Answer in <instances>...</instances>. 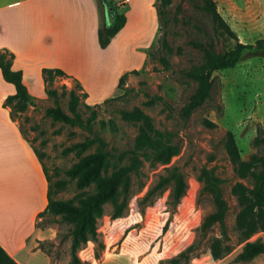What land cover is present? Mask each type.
<instances>
[{"label":"rangeland","instance_id":"rangeland-1","mask_svg":"<svg viewBox=\"0 0 264 264\" xmlns=\"http://www.w3.org/2000/svg\"><path fill=\"white\" fill-rule=\"evenodd\" d=\"M95 1L100 12L99 24L105 29L111 21V12H106L103 0ZM214 1L237 40L253 42L264 37V0ZM149 3L146 7L131 0L117 5L118 11L127 14V25L116 43L108 48L109 57L100 56L108 59L107 65L97 70L87 66L88 73L82 71L83 78H76L86 95L71 76L54 75L46 83L42 79L32 82L27 80L29 76L38 77L29 72L25 81L31 104L20 113H12V117L45 169L54 189L52 197L71 199L74 203L78 197L92 192L94 185L89 182L79 187L75 177L65 172L77 159L75 148L70 146L88 141L80 152L85 154L96 149L97 137L113 156L130 147L137 123L121 118L120 108L138 106L151 116L155 127L169 131L177 144V152L166 164L144 160L138 172L131 174L127 206L120 216L111 218L110 204H102L95 219L96 241L87 240L77 248L78 264H168L167 257L198 237L201 217L213 208L209 192L202 188L204 170L220 178L219 188L227 203L224 226L228 249L218 258L211 257L208 240L220 235L218 224H214L200 238L188 264H264V253L249 260H233L243 241L235 225L239 205L231 186L235 181L250 186L252 178L237 173L236 163L225 148L230 132L239 159L261 152L264 50L245 49L233 66L213 71L208 95L183 119L178 109L196 84L185 70L201 61L203 46L222 51L232 47L235 40L216 27L202 8L201 0H167L166 4L163 0H149ZM99 76L100 80L94 79ZM69 89L78 94L76 108L80 122L62 121L45 113L46 107L58 106L70 114ZM124 161L109 157L106 172ZM166 165L176 166L183 173L185 190L178 202L173 206L167 203L169 185L148 200L140 201ZM165 221L166 227L162 229ZM70 225L52 213L38 215L36 227L42 238L38 244L52 264L68 263ZM255 238L264 241V229L248 239Z\"/></svg>","mask_w":264,"mask_h":264},{"label":"trees","instance_id":"trees-1","mask_svg":"<svg viewBox=\"0 0 264 264\" xmlns=\"http://www.w3.org/2000/svg\"><path fill=\"white\" fill-rule=\"evenodd\" d=\"M202 8L208 12L216 27L223 30L232 37L234 45L222 51H216L210 46L202 47V59L198 63L190 65L185 74L195 80V87L187 99L179 107L178 113L185 119L189 113L200 105L208 95L211 87V73L215 70L233 66L240 58L245 49L264 50V37L257 38L253 42H241L237 40L236 34L230 28L225 19L218 12L214 0H201ZM166 4L167 0H163ZM106 12L110 10L111 21L103 29L97 27V42L104 47L109 39L122 27L125 22V14L117 10V4L111 0H103ZM161 9L158 10L160 13ZM166 19H164L165 21ZM13 53L0 48V75L3 80L13 86V92L4 97L2 105L10 107L9 114L22 112L28 104H31L30 93L22 80V72L19 68L11 67ZM264 76V61H263ZM40 75L43 83L54 75L71 76L60 67L40 68ZM125 72L118 77L117 84L122 81ZM72 79L79 84L76 78ZM81 93L86 91L80 85ZM53 93L52 90L45 89ZM78 94L69 89L68 108L70 114L63 112L58 106H48L45 113L55 119L66 122H80V114L76 104ZM121 118L137 123V132L130 147L118 152L116 156L108 152L105 142L100 138L96 149L85 154H80L87 145L86 141L75 142L70 148H75L77 159L72 162L65 172L70 177H75L76 185L82 187L92 182L94 190L84 196L77 198L74 203L71 199H56L52 197L54 189L49 182L45 169L42 170L47 181L46 204L38 212L41 215L45 212L59 216V219L69 222V259L67 264H78L79 258L76 254L77 248L87 240L96 241L95 219L102 211V204H110L109 216L116 218L120 216L127 206L130 194L131 174L137 173L144 160L166 164L172 155L177 152V144L172 141L169 131L154 126L150 115L142 111L138 106L130 109L120 108L118 110ZM262 148L259 154H251L247 159H239L238 148L230 132L225 139V148L232 162L236 163V171L240 176L250 175L252 183L250 186L235 181L231 191L236 197L239 209L235 214V225L243 243L240 249L233 256V260H249L257 254L264 253V241L259 238L248 239L253 233L264 229V134L261 137ZM109 157L125 161L114 169L106 172ZM220 178L209 170H204L202 175V188L209 192L213 208L205 213L197 227L198 237L186 244L175 254L166 258L168 264H188L191 255L196 252L199 240L208 229L214 224L219 226V236L210 237L208 240V251L212 258H218L228 249L225 242L227 236L224 226V216L227 210L226 200L223 198L219 188ZM59 183V182H57ZM62 185V184H59ZM169 185L167 203L171 206L178 202L184 193L185 180L183 173L176 166L166 165L164 171L157 176L155 182L142 194L140 201L148 200L152 195L162 191ZM59 188V186H57ZM167 221L162 225L165 229ZM126 228L123 233H125ZM0 264H18L0 247Z\"/></svg>","mask_w":264,"mask_h":264},{"label":"crops","instance_id":"crops-1","mask_svg":"<svg viewBox=\"0 0 264 264\" xmlns=\"http://www.w3.org/2000/svg\"><path fill=\"white\" fill-rule=\"evenodd\" d=\"M111 1L121 5L131 0ZM138 1L149 7V0ZM124 14L122 27L100 47L96 35L100 12L95 0H0V48L13 53L11 67L21 69L25 85L29 72L38 78L27 80L41 79L42 66L60 67L82 79L87 66L97 70L107 65L108 48L127 25ZM13 91L12 84L0 75V247L18 264H52L38 244L42 238L36 227L38 212L46 204L45 174L10 116V107L2 105Z\"/></svg>","mask_w":264,"mask_h":264},{"label":"built area","instance_id":"built-area-1","mask_svg":"<svg viewBox=\"0 0 264 264\" xmlns=\"http://www.w3.org/2000/svg\"><path fill=\"white\" fill-rule=\"evenodd\" d=\"M119 1L125 2V1H127V0H119Z\"/></svg>","mask_w":264,"mask_h":264}]
</instances>
